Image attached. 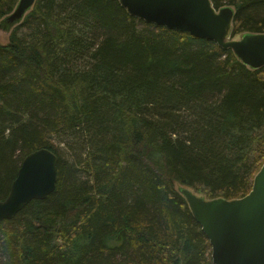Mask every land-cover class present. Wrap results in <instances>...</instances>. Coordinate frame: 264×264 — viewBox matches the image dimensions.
I'll return each instance as SVG.
<instances>
[{
    "label": "trees",
    "instance_id": "16d2710c",
    "mask_svg": "<svg viewBox=\"0 0 264 264\" xmlns=\"http://www.w3.org/2000/svg\"><path fill=\"white\" fill-rule=\"evenodd\" d=\"M18 2L0 0V21ZM212 2L234 9L232 38L264 33V0ZM43 147L59 157L56 189L0 222V264H214L182 189L251 191L264 66L120 0H36L0 43V199Z\"/></svg>",
    "mask_w": 264,
    "mask_h": 264
},
{
    "label": "water",
    "instance_id": "95a60500",
    "mask_svg": "<svg viewBox=\"0 0 264 264\" xmlns=\"http://www.w3.org/2000/svg\"><path fill=\"white\" fill-rule=\"evenodd\" d=\"M36 0H19L6 17L14 24L24 18ZM136 17L212 39L231 48L248 66H264V33L231 37L234 9H217L212 0H120ZM58 155L50 148L28 154L13 181L9 195L0 199V222L13 218L33 199L51 194L58 181ZM182 193L203 231L210 239L214 264H264V164L255 176L251 191L241 198L205 199L190 189Z\"/></svg>",
    "mask_w": 264,
    "mask_h": 264
},
{
    "label": "rangeland",
    "instance_id": "374dc122",
    "mask_svg": "<svg viewBox=\"0 0 264 264\" xmlns=\"http://www.w3.org/2000/svg\"><path fill=\"white\" fill-rule=\"evenodd\" d=\"M20 21L15 22L14 24H9L5 21H0V43H7L10 37V33L13 27H15L18 23H20ZM232 32V30H231ZM245 34L242 35H237L233 38L235 39H240L244 36ZM232 37V35H231ZM54 141L56 142L59 151L62 153V155H64L66 158H72L73 159V155H72V151L70 149V143H68V140L64 135H59V136H55L54 137ZM180 186V185H178ZM205 199L209 200L208 198L204 197ZM212 250V248H211Z\"/></svg>",
    "mask_w": 264,
    "mask_h": 264
}]
</instances>
